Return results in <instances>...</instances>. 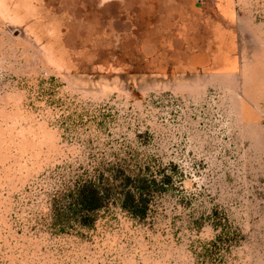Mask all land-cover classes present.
I'll list each match as a JSON object with an SVG mask.
<instances>
[{
	"label": "rangeland",
	"instance_id": "1",
	"mask_svg": "<svg viewBox=\"0 0 264 264\" xmlns=\"http://www.w3.org/2000/svg\"><path fill=\"white\" fill-rule=\"evenodd\" d=\"M118 162L176 167L148 217L54 228ZM0 264H264V0H0Z\"/></svg>",
	"mask_w": 264,
	"mask_h": 264
},
{
	"label": "trees",
	"instance_id": "2",
	"mask_svg": "<svg viewBox=\"0 0 264 264\" xmlns=\"http://www.w3.org/2000/svg\"><path fill=\"white\" fill-rule=\"evenodd\" d=\"M175 171L176 167L170 173L167 167L154 169L143 163L108 164L96 175L75 181L53 198V227L63 234L75 227L91 229L99 213L116 203L133 218L145 220L154 200L173 185ZM214 214L218 218L217 211ZM219 220L214 221L215 230L220 232L214 246L229 245L236 238L230 239L223 233Z\"/></svg>",
	"mask_w": 264,
	"mask_h": 264
}]
</instances>
